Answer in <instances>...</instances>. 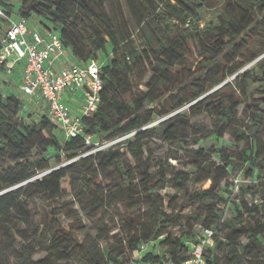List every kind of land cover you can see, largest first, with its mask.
Returning <instances> with one entry per match:
<instances>
[{
	"label": "trees",
	"instance_id": "obj_1",
	"mask_svg": "<svg viewBox=\"0 0 264 264\" xmlns=\"http://www.w3.org/2000/svg\"><path fill=\"white\" fill-rule=\"evenodd\" d=\"M209 1L0 0L5 24L14 20L13 15L27 21L36 16L45 29L60 35L77 64L98 63L103 55L101 102L91 117L83 118L85 133L93 138L106 135L109 141L134 134L125 151L110 148L62 166L64 159L72 161L94 146H87L83 137L65 140L47 114L31 120L22 116L24 102L0 92V264H13L12 260L18 264H120L124 256L135 264H164L151 250L140 255L143 245L153 248L159 243L168 264H184L191 259V244H200L206 231L214 233L223 225L228 229L226 237L214 233L213 244L205 248L207 264H241L245 259L264 264L263 202L250 204L242 199L234 206L236 217L225 222L222 208L214 204L218 198L226 202L221 183L228 167L238 165L240 159L220 155V161H226L221 167L213 160L217 151L199 148L192 151L190 166L195 174H174L176 192L193 182L182 208H191L202 229L201 237L193 228L179 237L168 229L185 216L171 208L176 196L165 199L161 194L170 172L160 164L158 178L153 179L151 159L146 157L148 138L162 131L164 139L183 146L190 131L207 129L192 120L208 116L213 122L210 136L249 137L251 147L242 160L246 177L262 171L258 165L263 163V138L258 133L264 131V0H232L216 22L202 28L201 11ZM0 72H6L3 64ZM142 84L146 91L135 92ZM147 105L155 107L147 109ZM240 112L256 126L250 136L238 128ZM155 117L166 119L154 124ZM194 139L197 143L202 137ZM128 156L135 166L128 165ZM89 160L120 175V182L107 195L99 191L102 180L95 170H90L91 176L99 184L90 186L92 196L74 178V168ZM213 167L220 174L212 178ZM243 192L259 195L252 188ZM71 195L95 211L109 195L124 207L130 227L117 254L104 250L100 241L87 245L74 238L78 228L74 219H79L74 210H68L70 228L61 225L55 214L58 200ZM37 199L50 207L36 216L45 222L43 226L33 223L29 212ZM143 203L154 215L148 224L134 215ZM42 253L46 257L35 262Z\"/></svg>",
	"mask_w": 264,
	"mask_h": 264
},
{
	"label": "rangeland",
	"instance_id": "obj_2",
	"mask_svg": "<svg viewBox=\"0 0 264 264\" xmlns=\"http://www.w3.org/2000/svg\"><path fill=\"white\" fill-rule=\"evenodd\" d=\"M230 1L232 0H210L208 5L201 11L203 20L201 27L203 28L210 22H216L217 17ZM36 18V16H33L32 19L28 21V25L40 30L41 28L38 25ZM13 19L16 20L17 17L13 15ZM7 27L6 24L2 28L3 35L7 30ZM0 38H2V34H0ZM105 62V57L102 55L98 64L102 66ZM1 77L4 79H0V92L4 95L13 94L24 102L22 116H31L29 119L31 120L38 119L40 116L47 114V108L44 102L31 99L23 94L21 90V82L16 74L12 75L7 72H5V74L4 72H0V78ZM133 77L136 81L138 80V73L136 71L133 72ZM150 79L151 75L145 78V82ZM4 80L7 81L5 82ZM134 91H146V87L142 84L134 88ZM153 107L155 106L147 105V109ZM77 110L79 111V108ZM164 119L166 118L155 117L154 124H158ZM193 123L198 124L199 128L205 126L207 129L206 131L199 129L195 134L193 131H190L188 133V142L183 146H180L178 142L172 143L170 140L164 139L162 131L146 140V146L149 147L146 157L149 156L151 159L153 167L151 174H153V179L158 178L159 165L163 164L170 173L167 176L165 188L161 191V194L165 199L176 196V198L172 200L171 208L176 210V213L185 216L184 218H179L176 223H173L168 229V232L179 237L182 236L185 231H189L192 228L200 237L202 236V229L195 223L191 208H182L185 192L193 189V182H187L184 191L176 192L174 188V174L177 172H188L191 176L195 174V171H193L190 166L193 160V150L199 148H205L206 150L214 149L218 153H215L213 160L221 167L225 166L226 161L223 160V162H221L220 155H224L226 159L227 157L240 159L238 165L233 164L232 167H228V176L224 178V181L221 183V188L223 190L222 196L226 202L221 201L219 198L214 200V204L219 205L223 210L222 222H225L228 219L232 220L236 217L234 206L239 204L242 199L248 201L250 204H259L263 202L264 207V155L262 158L263 163L258 165L259 169L261 168L262 171L260 170L261 172L259 173V170H256L253 177H246V174L248 173L247 166L242 163V160L246 155L245 152L251 147L249 137L243 140H237L236 136L232 133L225 134L224 138L210 136L208 132L213 130V122L208 116L197 117L192 120V124ZM238 128L246 129L249 136L257 130L254 123L248 118V115L242 112H240L239 115ZM258 134L263 138L262 153L264 154V131L259 130ZM133 135L134 134H130L120 137L115 141H109L106 135H97L94 138V147L92 148V151L82 154L72 161L64 159L62 161V166L75 162L79 158L88 157L92 154H96L98 151H105L110 148L114 151L118 149L125 151L128 144L132 141ZM199 136H201L202 139L195 143L194 137ZM126 162L128 165L135 166V161L131 156L127 157ZM257 164L258 163L255 165L257 166ZM90 170L91 172L95 170L99 180H102V185L99 187V191L104 192L106 195L110 192V188L116 187L121 180L120 175L116 170L106 169L97 162L89 160L86 162L85 166L74 168V178H76L80 189L84 190L87 195H91L89 189L90 186L97 187L99 184L95 181L94 177L91 176ZM212 170V178L220 174L216 171V167H213ZM247 188L256 189L259 192V195L253 197L251 193L244 194L243 190ZM110 198L109 195L107 201L103 203L98 211H95L88 205L81 203L76 195L67 196L63 200H58V207L55 214L61 225L64 228L69 229L72 220L68 218V210H74V212H77L79 218L78 220L74 219V223L77 224L78 227L77 229H74V238L81 243L85 242L87 245L93 241H100V246L104 250L111 249L117 254L121 245L120 240L124 238V232L127 231L130 226L126 218L124 207ZM49 211L50 207L48 204L39 199L32 201V206L29 207L32 220H34L33 223L41 224L42 226L45 222L39 221L40 219L36 218V216H38V214L39 216L44 215ZM134 215L144 224H148L154 218L153 211H150V206L147 203H143ZM227 232L228 229L225 225L219 229H214L215 236H222L223 238L226 237ZM113 236H116V239H114ZM150 250L156 256H160L164 260V264H168V260L164 257V252L160 243L156 247L148 248L146 252H149ZM44 257H46V253L36 256L34 261L37 262ZM120 261V264H135L131 263L126 256L122 257ZM12 262L13 264H18L13 260ZM260 262L261 261L258 260L250 261L245 259L241 264H259Z\"/></svg>",
	"mask_w": 264,
	"mask_h": 264
},
{
	"label": "built area",
	"instance_id": "obj_3",
	"mask_svg": "<svg viewBox=\"0 0 264 264\" xmlns=\"http://www.w3.org/2000/svg\"><path fill=\"white\" fill-rule=\"evenodd\" d=\"M7 16L0 5V25H6ZM0 47V64L11 74L20 70L21 90L31 99L42 101L47 115L61 131L65 140L83 137L87 146H94L93 136L86 134L84 117H91L101 102L103 81L100 66L93 61L87 65L63 64L67 50L56 31L30 28L25 19L7 23ZM82 95L79 113L66 100L68 94ZM213 231H206L198 245L191 244V259L184 264H207L205 248L213 244ZM152 244L141 247L140 255Z\"/></svg>",
	"mask_w": 264,
	"mask_h": 264
},
{
	"label": "crops",
	"instance_id": "obj_4",
	"mask_svg": "<svg viewBox=\"0 0 264 264\" xmlns=\"http://www.w3.org/2000/svg\"><path fill=\"white\" fill-rule=\"evenodd\" d=\"M36 21H37V23H38V25L40 26L41 29L39 30L36 27H31V26H30V28L33 29V30H37V31H42L43 32L45 28L41 25V23H40V21H39L38 18H36ZM63 59H64L63 60V64H65V65H67V64L68 65L77 64L75 58L73 57V55L69 51L66 52V56ZM19 71L20 70H16V71H14L11 74L12 75L13 74L14 75L16 74L18 76L19 80L21 81V74H20ZM4 74H5V72H4ZM3 77H1L0 79L3 80L4 79ZM4 81L6 82L7 80H4ZM66 100L70 104V106L72 107V109L74 110V112L79 113V111L81 109V105H82V95H81V93L78 92L76 94H68L66 96ZM78 108H79V111L77 110Z\"/></svg>",
	"mask_w": 264,
	"mask_h": 264
}]
</instances>
